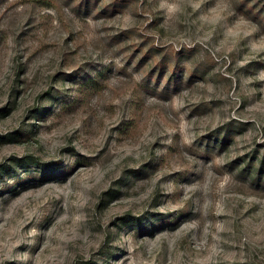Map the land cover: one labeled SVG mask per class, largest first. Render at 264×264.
<instances>
[{"label": "rangeland", "instance_id": "rangeland-1", "mask_svg": "<svg viewBox=\"0 0 264 264\" xmlns=\"http://www.w3.org/2000/svg\"><path fill=\"white\" fill-rule=\"evenodd\" d=\"M263 2L0 0V264H264Z\"/></svg>", "mask_w": 264, "mask_h": 264}, {"label": "trees", "instance_id": "trees-1", "mask_svg": "<svg viewBox=\"0 0 264 264\" xmlns=\"http://www.w3.org/2000/svg\"><path fill=\"white\" fill-rule=\"evenodd\" d=\"M261 8L263 9V12H264V2H263V5L261 6ZM222 139H225V138L222 137Z\"/></svg>", "mask_w": 264, "mask_h": 264}]
</instances>
